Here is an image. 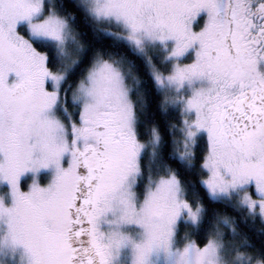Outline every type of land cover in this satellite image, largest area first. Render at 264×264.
<instances>
[{
	"label": "snow or ice",
	"instance_id": "snow-or-ice-1",
	"mask_svg": "<svg viewBox=\"0 0 264 264\" xmlns=\"http://www.w3.org/2000/svg\"><path fill=\"white\" fill-rule=\"evenodd\" d=\"M0 264H264V0H0Z\"/></svg>",
	"mask_w": 264,
	"mask_h": 264
}]
</instances>
